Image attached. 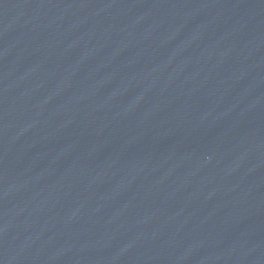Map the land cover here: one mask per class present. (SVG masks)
<instances>
[{"label":"water","instance_id":"95a60500","mask_svg":"<svg viewBox=\"0 0 264 264\" xmlns=\"http://www.w3.org/2000/svg\"><path fill=\"white\" fill-rule=\"evenodd\" d=\"M0 264H264V0H0Z\"/></svg>","mask_w":264,"mask_h":264}]
</instances>
